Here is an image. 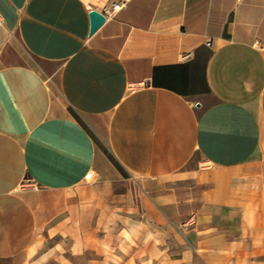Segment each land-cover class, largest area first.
I'll return each instance as SVG.
<instances>
[{
	"label": "crops",
	"instance_id": "1",
	"mask_svg": "<svg viewBox=\"0 0 264 264\" xmlns=\"http://www.w3.org/2000/svg\"><path fill=\"white\" fill-rule=\"evenodd\" d=\"M119 1L0 0V259L264 264V0Z\"/></svg>",
	"mask_w": 264,
	"mask_h": 264
},
{
	"label": "rangeland",
	"instance_id": "2",
	"mask_svg": "<svg viewBox=\"0 0 264 264\" xmlns=\"http://www.w3.org/2000/svg\"><path fill=\"white\" fill-rule=\"evenodd\" d=\"M94 260V261H93ZM96 261V262H95ZM95 262V263H94ZM94 254H75L68 245L41 246L30 254H23L16 259H0V264H98Z\"/></svg>",
	"mask_w": 264,
	"mask_h": 264
},
{
	"label": "water",
	"instance_id": "3",
	"mask_svg": "<svg viewBox=\"0 0 264 264\" xmlns=\"http://www.w3.org/2000/svg\"><path fill=\"white\" fill-rule=\"evenodd\" d=\"M89 15L91 19L90 34H93L105 23L106 15L97 9H92Z\"/></svg>",
	"mask_w": 264,
	"mask_h": 264
},
{
	"label": "built area",
	"instance_id": "4",
	"mask_svg": "<svg viewBox=\"0 0 264 264\" xmlns=\"http://www.w3.org/2000/svg\"><path fill=\"white\" fill-rule=\"evenodd\" d=\"M125 3H126L125 0L113 3L112 6L110 7L111 13H114V12L118 11L119 9H121L125 5ZM2 24H3V19L0 16V26ZM207 44L209 46H212L213 45V41L210 40V41L207 42ZM255 47H257L258 49H264V43L260 42V41H257L255 43ZM184 57L186 58V57H188V55H184ZM192 219H193V217H192Z\"/></svg>",
	"mask_w": 264,
	"mask_h": 264
}]
</instances>
